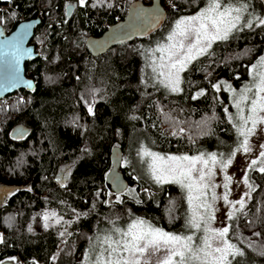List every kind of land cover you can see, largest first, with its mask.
<instances>
[{
	"label": "trees",
	"instance_id": "trees-1",
	"mask_svg": "<svg viewBox=\"0 0 264 264\" xmlns=\"http://www.w3.org/2000/svg\"><path fill=\"white\" fill-rule=\"evenodd\" d=\"M131 1L0 0L6 32L40 18L32 39L39 55L25 63L34 84L0 98V263L82 264L99 234L119 218L122 226L140 218L178 231L188 217L182 188L155 184L128 162L120 167L126 189L106 200L111 147L131 154L142 137L139 146L162 155L194 154L212 152L218 138L235 139L226 92L213 81L239 86L246 79L264 48V25L241 24L227 40H217L184 70L180 91L167 94L147 74L142 44L175 18L195 14L205 0H162L166 16L158 29L92 54L86 37L122 19ZM250 1L251 19L264 18V3ZM17 125L26 129L22 136L12 134ZM247 176L253 190L229 220V239L253 250L245 264H264V173L248 168Z\"/></svg>",
	"mask_w": 264,
	"mask_h": 264
},
{
	"label": "snow or ice",
	"instance_id": "snow-or-ice-1",
	"mask_svg": "<svg viewBox=\"0 0 264 264\" xmlns=\"http://www.w3.org/2000/svg\"><path fill=\"white\" fill-rule=\"evenodd\" d=\"M85 2L86 0H80L81 5ZM238 4L239 0H235V3L233 0H207V6L196 14L182 16L175 21V26L167 36L168 43L158 44L151 50L153 53L161 54L158 63L153 59L152 70L163 78L160 83L165 88L173 92L180 91L179 74L185 70L187 64L205 54L216 40H227L233 30H239L242 20L243 26L248 28H251L253 23L264 25V18L255 21L245 19L242 13L246 11V5L236 6ZM23 35H26V31L20 36V40L23 39ZM258 67L262 70L254 71L251 86H245L235 100L239 123L234 124V127L239 137H243L236 151L242 150L245 153L252 151L249 137L255 133L257 125H264V56L260 57L259 65H252L253 70ZM213 87L219 89L220 85L213 84ZM249 93L252 95L249 96ZM202 94L203 92L198 93ZM242 105L248 106L247 115L244 114ZM88 111L92 113V108L89 107ZM232 119L233 117L229 116V120ZM19 135H23L22 130ZM259 148L261 149L259 158L253 159L249 168L264 173V144H260ZM138 155L147 158V171L156 183H175L187 190L191 215L187 217L186 226L197 232L202 231L203 235L197 238V242L194 235L166 232L143 219L136 218L126 229L116 227L113 230L114 234H105L102 239L97 237L98 243L90 253L85 254V264H231L230 256L243 255V252L230 242L231 226L212 227L217 211L215 208L218 199L215 193L217 185L213 183L217 167L225 172L223 184L225 192L220 198L231 208L227 214L228 219L233 220L236 211L242 212L245 208L243 198L229 200V184L232 177L227 175L226 170L232 164L235 151L227 156L220 153L219 157L215 152L195 156H164L148 148H141ZM243 183L250 191L253 190L247 174ZM250 191L244 195L249 196ZM237 205L239 209L236 208ZM45 219L48 217L45 216ZM161 251L163 255L157 256ZM153 257H156L155 260Z\"/></svg>",
	"mask_w": 264,
	"mask_h": 264
},
{
	"label": "rangeland",
	"instance_id": "rangeland-1",
	"mask_svg": "<svg viewBox=\"0 0 264 264\" xmlns=\"http://www.w3.org/2000/svg\"><path fill=\"white\" fill-rule=\"evenodd\" d=\"M142 1H145L146 3L151 2L150 0H142ZM233 2L235 3V0H233ZM239 5H246V11H244L242 13V16L245 19H248V18L251 19L252 16L255 14V12L253 10L254 9L253 3L250 0H239V4L236 6H239ZM206 6H207V0L204 1L202 6L195 12V14L197 12H199L201 9L205 8ZM176 20L177 19L175 18L172 22H170V24L166 28L161 29L157 34L150 36L142 44L143 53H144V61H145V69L147 71V74L150 77H152V80H154L155 84L162 89V92L167 93V94H174L176 92H173L168 88H165L163 86V84L160 83V80L163 78L158 76L157 73L153 72L152 61H153V59H156V61L158 63L159 62L158 58L161 54L159 52L153 53L151 50L155 49L158 44L168 43L167 36H168L169 32L172 30V28L175 26ZM241 24H243V20L241 21ZM145 37H147V36H145ZM215 42H213V44ZM37 43H39V42H37ZM186 43H187V41H186ZM213 44H212V46H213ZM262 56H264V48H263L262 52L260 54H258L256 59L249 63V65L247 67V69H248L247 77L244 81H242V83L239 86H233L231 84V82L225 78H218V79L216 78L213 81V84H219L220 85L219 89L224 90L226 92V95H227V103L226 104H228L229 106L227 108V111H225V115H226L228 120H229V116L233 117V119L229 120V121L231 122L233 129L235 131V139H237L235 141L234 135L231 138L232 139L231 141H224V140L218 138L217 143L214 146L213 151H212V152L217 153L218 157H219L220 153H223L225 156H227L230 152H233V151L236 152V155L233 157L232 164L226 170L227 175L232 177V181L229 184V192H230L229 200H231V201L240 200L241 198H243L246 201L247 196H245L244 193L249 192V188L243 183L244 176H245V174H247V169L249 168L251 161L253 159L259 158V152L261 151V149L259 148V145L264 144V125H257L255 133L249 137V143L252 145V151L249 153H245L242 150L236 151L238 143H239V141H241L243 139V137H239L237 129H236V127H234V124L239 123V120L237 118L238 109L235 107V100L238 98L239 94L245 88V86H251L254 71L262 70L259 67L255 70L252 69V65H254V64L259 65V60H260V57H262ZM190 63L187 64V67L190 65ZM187 67L185 68V70H187ZM183 72L184 71H182L179 74L180 80L182 78ZM179 87L181 88V83H180ZM219 89H217V90H219ZM254 91H255V89L253 88V92ZM248 95L251 96L252 93H249ZM249 103H250V101H249ZM242 106L244 107V114L247 115L248 114V106L247 105H242ZM249 127H251V124H249ZM234 141H235V143H234ZM141 142H142V137H139L137 139V141L134 142L129 147V151L132 150V153L131 154L129 153L130 156H128L129 154L123 155L122 163L127 164V162H128L130 167H132L134 170H136L139 174L147 177L148 179H151L155 184H159V183H156L152 179L151 175L147 171V163H146L147 158H142L140 155H138L141 148H146L145 146H139V144ZM233 143H234V145H233ZM153 152H155V151H153ZM212 152H206L204 154L207 155L208 153H212ZM157 153H159V152H157ZM199 154H200V152L194 153V154L173 153V154H168V155L195 156V155H199ZM168 155H164V156H168ZM257 166H259V165H257ZM224 177H225V172L222 171L219 167H217L215 169V176L213 178V183L217 185V187L215 188V193L218 197V199L215 202V208L217 209V211L215 212V220L212 222V227H214V228L228 226V223H229V219H228L227 214L231 210V208L229 205H226L224 203L222 198H220L223 196V194L225 192V189L223 187V184L225 183ZM58 180L60 183H62V181H64V178L62 176H60V177H58ZM1 188L2 187H0V189ZM182 190H183V197H184V201H185V213L187 216H190L191 212H190L188 201H187V190L183 189V188H182ZM116 196H117V193L111 191V193L108 195L106 200L108 202H112L116 198ZM208 199L209 200L211 199V190H209ZM236 208L239 209V205H237ZM172 212H173V210H171V213ZM122 221H123L122 218H119V221L118 220L115 222L111 221V223H109L108 226L106 227L105 231H102L103 229H100V231H102V232L99 235H101V234L102 235L114 234L113 230L116 227H119L121 229H126L128 224H130L132 222V220H131L128 224L125 223L122 226ZM152 225L155 226L154 224H152ZM176 230H178V231H170V233H175L178 235H194V239H196L197 242H198L197 238H199L203 235L202 231L197 232L196 230L187 227L186 223H185V218H184V221L179 225V227ZM166 232H168V231H166ZM233 234L236 236L237 232L234 231ZM0 238H1V231H0ZM97 243L98 242H96L95 245ZM232 243H234L237 246V248H239V246L235 242H232ZM93 247H94V245H93ZM257 248L258 247H256V250H254V251L259 252ZM239 249L243 252V255H236L234 257L230 256L229 260L231 261V264H245L246 259L251 254V251H253L251 248H250V252L248 250H245V249H241V248H239ZM160 255H163L162 251L160 253H157V256H160ZM251 256H252V254H251ZM155 258L156 257H153V260H155ZM82 261H83L82 264H85V260H82Z\"/></svg>",
	"mask_w": 264,
	"mask_h": 264
},
{
	"label": "water",
	"instance_id": "water-1",
	"mask_svg": "<svg viewBox=\"0 0 264 264\" xmlns=\"http://www.w3.org/2000/svg\"><path fill=\"white\" fill-rule=\"evenodd\" d=\"M264 3V0H261ZM72 5L67 6L69 16ZM166 16L165 6L161 0H151L146 3L142 0H133L128 6L124 17L110 25L98 36H87L85 45L92 54L106 51L110 46L133 38H142L158 29ZM40 22L39 17L21 20L11 30L6 32L0 23V98L21 88L30 89L33 80L27 75L25 63L35 59L39 52L32 42L35 28ZM23 39L20 40V36ZM26 129L17 125L12 129L13 136ZM122 148L113 145L110 149L111 166L105 175L106 187L115 192H123L128 180L121 171ZM0 264H13L9 261Z\"/></svg>",
	"mask_w": 264,
	"mask_h": 264
},
{
	"label": "built area",
	"instance_id": "built-area-1",
	"mask_svg": "<svg viewBox=\"0 0 264 264\" xmlns=\"http://www.w3.org/2000/svg\"><path fill=\"white\" fill-rule=\"evenodd\" d=\"M164 2H167L168 4H170L171 0H164Z\"/></svg>",
	"mask_w": 264,
	"mask_h": 264
},
{
	"label": "flooded vegetation",
	"instance_id": "flooded-vegetation-1",
	"mask_svg": "<svg viewBox=\"0 0 264 264\" xmlns=\"http://www.w3.org/2000/svg\"><path fill=\"white\" fill-rule=\"evenodd\" d=\"M36 48H37V46H36Z\"/></svg>",
	"mask_w": 264,
	"mask_h": 264
}]
</instances>
